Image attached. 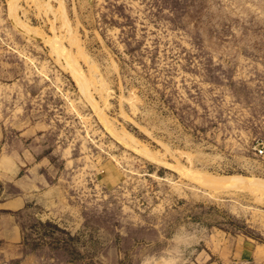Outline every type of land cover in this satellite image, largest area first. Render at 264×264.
<instances>
[{
  "label": "rangeland",
  "instance_id": "1",
  "mask_svg": "<svg viewBox=\"0 0 264 264\" xmlns=\"http://www.w3.org/2000/svg\"><path fill=\"white\" fill-rule=\"evenodd\" d=\"M0 135V264H264V0H0Z\"/></svg>",
  "mask_w": 264,
  "mask_h": 264
},
{
  "label": "crops",
  "instance_id": "2",
  "mask_svg": "<svg viewBox=\"0 0 264 264\" xmlns=\"http://www.w3.org/2000/svg\"><path fill=\"white\" fill-rule=\"evenodd\" d=\"M0 141H1V135H0ZM14 154L9 152V149H5L4 153L0 155V167L4 169L3 174L6 175H12L15 174L19 167L16 165L14 160ZM22 204V200L19 197H12L6 201H3L0 203V208H19Z\"/></svg>",
  "mask_w": 264,
  "mask_h": 264
},
{
  "label": "bare ground",
  "instance_id": "3",
  "mask_svg": "<svg viewBox=\"0 0 264 264\" xmlns=\"http://www.w3.org/2000/svg\"><path fill=\"white\" fill-rule=\"evenodd\" d=\"M74 60H71L70 59V63H71V66L73 67L72 68V72H74V74H75V76L78 78V83L80 84V86H81V88L83 87L84 88V86H82L83 84H81V83H83L82 82V80L80 81V78H81V74H80V70L78 69V65L76 64H74V62H73ZM74 74H73V76H74ZM82 88V91H84V89ZM210 182H213V183H218V184H220L221 182L220 181H218V180H209ZM232 184H234V185H236V186H238V187H245V186H247L248 185V183H245V182H243V181H238V180H234V181H232ZM255 188L256 189H258V190H264V183H257L256 185H255Z\"/></svg>",
  "mask_w": 264,
  "mask_h": 264
},
{
  "label": "built area",
  "instance_id": "4",
  "mask_svg": "<svg viewBox=\"0 0 264 264\" xmlns=\"http://www.w3.org/2000/svg\"><path fill=\"white\" fill-rule=\"evenodd\" d=\"M257 151H258L259 154H263V152H264L263 148H258Z\"/></svg>",
  "mask_w": 264,
  "mask_h": 264
}]
</instances>
